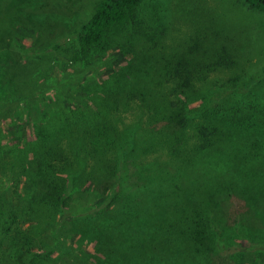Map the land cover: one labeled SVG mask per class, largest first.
Returning <instances> with one entry per match:
<instances>
[{
    "label": "trees",
    "instance_id": "trees-1",
    "mask_svg": "<svg viewBox=\"0 0 264 264\" xmlns=\"http://www.w3.org/2000/svg\"><path fill=\"white\" fill-rule=\"evenodd\" d=\"M144 1L92 0L85 10V19L69 33L73 35L72 39L66 38L67 34L63 32V42L57 41L56 30L42 27L48 30L42 31L39 24L33 26L36 38L30 37L31 46L36 47L43 56L30 55L16 76L19 79L27 78L41 69L48 68L53 74L62 75L63 79L74 81L70 83L69 103L63 105L62 99L56 97V105L59 107L57 116H46L45 121L40 124L38 137L43 156L37 170H41H36L38 177L34 175L33 180L26 181L25 184L31 201L20 209L8 195L0 194V248H18L28 254L25 249L32 243L29 236L32 232L41 234L43 221L37 220L35 226L28 228L29 234L24 235V231L19 228L23 212L27 219H31L32 216H40L41 206L45 203L63 210L68 203L70 205L74 202L72 209L76 213L72 218L89 222L86 228L95 224L100 228L103 237L106 234L110 236L106 239L112 249L121 246V232L122 236L131 235L130 249L137 252V260L130 264H182V261L170 260L175 255L169 254V244L154 242L146 237L147 233H158L164 225L172 223L170 216L174 215L170 214V211L175 207V192L169 189L160 196L159 179L155 178L149 180L147 185L143 183L145 189H142L143 184L133 182L126 189H120L128 169L134 168L138 139L134 125L120 130V126L113 123V117L123 115L134 98H140L143 107L150 111V117H153L156 127L161 126L160 129L169 131V142L175 136L182 139L200 117H196L190 106L192 94L189 91L194 93L195 89L193 80L202 83V86L211 92L208 107L200 113L204 124L200 128L203 137L202 151L220 156L221 160L212 170L214 176L211 179L227 181L228 199L232 207L230 206L226 215L224 212H214L212 215L210 207H207L206 212L202 214L205 219L199 220L200 231H183L181 238L189 245L187 248L190 253L195 252L192 249L194 246L201 247L193 255L198 263L214 264V259L218 258L220 264H231L229 251L231 252L233 247L222 245L219 226L225 223L226 217L232 225L240 223L245 213L238 214L235 204H241L246 195L255 202L264 201V77L248 78L244 75L241 55L236 48L229 46L231 41L228 46L220 43L213 49L210 48L213 46L210 43L220 41L219 32H213L209 37L199 35L193 38L194 44L190 45L189 55L197 54L201 50L209 55L214 53L210 58L212 62H203L194 57L186 58L188 61L183 59L175 64H168L165 82L174 83L168 93L161 90L165 85L159 75L147 76L139 72L138 61L136 66L130 67L133 71L129 75L107 69L99 76L102 84L91 104L87 106L78 101L82 97V90L89 87L86 82H89L90 75H93L94 64L89 58L94 51L103 52L107 49L114 30L135 22L138 8ZM243 2L264 12V0ZM191 14V20L199 17L196 10ZM45 21L47 19L39 23L44 24ZM159 21L161 34H168L169 22H165L161 17ZM204 43H208L209 47H205ZM242 49L246 51L247 46ZM129 59V54L120 56L114 62V70L119 71L128 64ZM216 72H230L231 77L224 80L219 78V75L211 76ZM28 86L25 84L21 87L25 95L23 97L32 105H45L46 100L39 99L36 94V86ZM65 92L66 90L63 91ZM172 96L177 99L176 102L173 101L174 108H170ZM213 97L215 101L219 100V104L214 108L210 105L213 103ZM44 105L41 108H44ZM44 110L47 109H42ZM189 160L186 173L192 172L196 163L194 156ZM255 182L262 184L263 188L258 189ZM93 184L100 185L102 190L93 188ZM147 187L150 189L142 198L138 189L145 191ZM130 194L136 199L129 197ZM219 197L220 195L218 200ZM125 198L133 199L135 206L131 208L132 212L127 210ZM113 203L123 206L124 220L122 216L117 220L113 214L111 219L105 222L104 216L113 211L112 208L109 209ZM256 217L262 219L261 214ZM254 219L253 223L260 227L261 221ZM69 237L76 238L77 235L70 234ZM102 245L105 247L104 239ZM163 253H168L171 257Z\"/></svg>",
    "mask_w": 264,
    "mask_h": 264
},
{
    "label": "rangeland",
    "instance_id": "rangeland-1",
    "mask_svg": "<svg viewBox=\"0 0 264 264\" xmlns=\"http://www.w3.org/2000/svg\"><path fill=\"white\" fill-rule=\"evenodd\" d=\"M91 2L92 0H0V194L8 195L19 208L25 207L31 201L25 184L26 181H32L34 175L37 176L35 172L42 160L43 149L38 137L40 124L45 121L46 116H57L59 107L56 105V97L62 99L63 105L69 103L70 83L74 81L63 79L62 75L53 74L48 68L41 69L27 78L19 79L16 76L30 55L43 56L36 47L31 46L30 39L36 38L33 26L39 24L42 31H48L42 27L56 30L59 42L65 40L63 32L67 34L66 38L72 39L73 35L69 33L85 19V10ZM195 10L199 17L191 20L190 15ZM159 17L169 22L168 34H161ZM45 19L47 21L44 24L39 23ZM213 32H219L221 39L218 43H210L213 45L210 48L215 49L220 43L228 46L231 41L229 46L236 48L241 55L244 75L248 78L264 77V12L251 8L243 0H145L138 8L135 22L114 30L107 49L103 52L94 51L89 58L94 64L93 75H90L89 82H86L89 87H85V90L89 89L82 90V97L78 101L87 106L91 104L102 84L99 76L107 69L129 75L133 71L130 67L136 66L138 61L139 72L147 76L159 75L165 85L161 90L168 93L174 83L165 82L167 65L194 57L211 63L210 58L214 53L209 55L201 50L197 54L189 55V52L190 45L194 44L193 38L199 35L209 37ZM204 44L209 47L208 43ZM243 46H247L246 51L242 49ZM126 54L130 56L128 64L119 71L114 70V62ZM51 74L53 75L49 77ZM212 75H219V78L224 80L231 77L230 72H216ZM25 84H29V88L36 86V94L39 99L46 100L45 105H32L23 97L25 95L21 87ZM192 84L195 89L194 93L189 91L192 94L190 106L196 117H200L182 139L175 136L169 142V131L160 129L161 126L156 127L153 117H150V111L143 107L140 98H134L123 115L113 117V123L119 125L120 130L134 125L138 139L134 168L128 169L120 189H126L132 182L147 185V182L154 178L159 179L160 196L162 192L173 189L175 207L170 211V214L174 215L170 216L172 223L164 225L158 233H147L146 237L154 242L169 244L168 252L175 257L168 253L163 255L171 257L170 260L182 261V264H200L193 255L201 247L194 246L192 249L195 252L190 253L187 248L189 245L182 240L181 233L189 230L200 231L199 220L205 219L202 214L206 212L207 207H210L212 215L214 212H224L226 215L230 206L232 207L228 199L227 181L211 179L214 176L212 170L221 160L220 156L202 151L203 137L200 128L204 124L200 113L208 107L211 92L202 86V83L192 80ZM175 100L177 99L173 96L170 97V108H174ZM212 100L210 105L214 108L219 104V100L215 101V97ZM43 105L46 111H42ZM192 156L196 161L194 170L186 173ZM144 184L142 189H145ZM255 185L258 189L263 188L258 182H255ZM92 187L102 190L98 184H93ZM142 189H138V192L144 198L150 188L147 187L145 191ZM129 197L136 199L131 194ZM245 198H242L241 204H235L238 214L244 212V217L238 225L230 224L226 217L225 223L218 229L220 240L223 246L233 247L231 252L229 251L231 264H264V201L255 202ZM124 202L127 210L132 212L131 208L135 206L133 199L125 198ZM115 204L109 207L113 211L104 216L105 222L111 219L113 214L117 220L120 216L124 220L123 206ZM74 205V202L70 205L68 203V206L61 210L45 203L41 206L40 216H32L31 219H27L21 210L23 216L20 218L22 223L19 228L24 231V235L29 234L28 228L35 226L37 220L43 221L41 234L32 232L29 236L32 243L25 249L28 254L18 248L1 247L0 264H32V261L34 264L136 262L137 252L130 249L131 235L122 236L121 232V246L112 249L106 239L110 236L106 234L103 237L100 228L95 224L86 228L89 222L72 218L76 213L72 209ZM260 214L262 219L256 217ZM253 219L261 221L260 227L253 223ZM70 234L77 237L70 238ZM103 239L105 247L102 245ZM214 261V264H220L218 258Z\"/></svg>",
    "mask_w": 264,
    "mask_h": 264
}]
</instances>
